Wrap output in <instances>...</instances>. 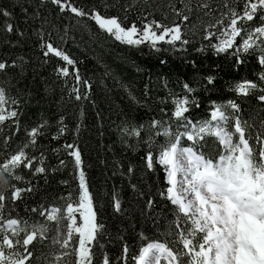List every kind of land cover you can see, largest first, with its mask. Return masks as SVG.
Segmentation results:
<instances>
[{
    "label": "trees",
    "instance_id": "obj_1",
    "mask_svg": "<svg viewBox=\"0 0 264 264\" xmlns=\"http://www.w3.org/2000/svg\"><path fill=\"white\" fill-rule=\"evenodd\" d=\"M70 2L86 10L94 7L109 16L127 15L128 24L133 21L140 24L145 18L167 25L181 23L182 39L189 43L176 41L171 45L161 41L156 49L147 42L128 45L101 30L88 17H78L69 10L61 12L51 0H44L42 5L39 0H0V7L12 13L9 17L0 16V62L6 64L0 70V87L17 101L14 108L19 111V124L8 123L4 132H0V136L13 133L8 144H0V159L27 142V132L32 127L48 122L44 134L37 137V146L28 150L37 161L43 154L42 164L34 161L32 169L20 168L18 174L23 179L13 181L33 191L24 192L18 200H7L4 218L49 226L48 238L35 242L33 249L41 260L42 253L61 251L51 243V237L58 235L54 231L56 222L48 221L40 212L63 207L69 194H76L80 169L69 154L71 150L64 147L75 144L81 152L86 182L94 194L98 222L104 225L95 264H102L105 255L111 264H136L147 243L171 242L177 238L170 228L175 219L174 206L159 195L167 187L166 172L158 163L154 170L146 166L149 133L145 129L140 136H130L124 133V128L147 126L153 120H163L165 124L174 121L173 100L185 93L187 83L196 89L188 96L199 103V107H192L187 114L190 119H210L213 101L235 99L240 104V117L253 126L255 133L264 122V102L256 98L264 84L247 97L231 88L244 78L255 81L264 71V65L258 62L259 49L244 52L241 47L218 52L210 46L222 39L220 33L226 25L211 28L215 33L212 37L208 36V26L216 24L225 10L226 0H208L214 12L208 16L194 12L187 23L172 12L170 0ZM200 2L191 0L193 7ZM229 2L238 10L243 7L240 0ZM171 4L182 8L183 0H171ZM25 7L28 12L22 10ZM34 12L38 14L33 15ZM8 23L13 25L11 33L6 31ZM235 42L242 44L240 37ZM46 43L59 46L76 63L67 65L54 53L45 56L47 49L41 45ZM64 67L69 70L67 76L60 72ZM77 71L83 82L75 79ZM209 76L215 77L212 84L208 83ZM73 89L83 98L77 100ZM61 126H66V131L57 137ZM172 127L176 125L173 123ZM165 140L162 134L154 137L155 154L158 155V145ZM220 147L214 137L208 136L202 151L206 156L218 158ZM40 166L46 168L44 173L35 172V167ZM114 193H119L120 212L113 207ZM6 195L10 196L11 190ZM149 200L154 201L152 207L147 205ZM60 227L63 233L65 226Z\"/></svg>",
    "mask_w": 264,
    "mask_h": 264
},
{
    "label": "snow or ice",
    "instance_id": "obj_2",
    "mask_svg": "<svg viewBox=\"0 0 264 264\" xmlns=\"http://www.w3.org/2000/svg\"><path fill=\"white\" fill-rule=\"evenodd\" d=\"M240 2L243 7L238 10L226 0L225 10L216 20V24H209V37L215 35L211 28L226 25L220 33V42L210 46L215 47L218 52H226L230 48L240 50L241 47L244 52H255L259 49L258 62L264 65V0ZM39 3L42 5L44 0H39ZM51 3L57 5L61 12L69 10L78 17H88L101 30L128 45L147 42L156 49L161 41L171 45L176 41L189 43L182 39L181 23L167 25L145 18L140 24L136 21L128 24L127 15L109 16L107 12L102 14L94 7L86 10L85 7L74 6L70 0H51ZM170 7L175 16L184 23L190 21L194 12H203L205 16L214 12L208 0H201L195 7L191 0H183L182 8L171 4L170 0ZM22 10L28 12L26 7ZM37 14L38 12L33 13ZM11 15L9 10L0 7V16ZM5 27L9 33L14 30L11 23ZM236 37L241 38L242 44L235 42ZM41 47L47 49L45 56L54 53L66 61L67 65L76 63L59 46L46 43ZM5 68L6 64L0 62V70ZM60 72L65 76L69 75L67 67L60 69ZM75 79L83 82L78 71ZM214 79L213 76L207 77L209 84ZM261 84H264V71L258 74L255 81L244 78L231 90L247 97ZM184 89L185 93L173 100L174 121L170 120L165 124L163 120H153L147 126L135 125L123 130L130 136H140L142 131L147 130L149 150L145 156L146 166L150 170H154L157 163L163 166L167 187L159 195L174 206L175 219L170 223V228L174 229L173 234L177 239L171 242L165 240L147 243L137 264H160L162 256L167 264H264V122L261 123L260 130L254 133L253 126L240 117V104L235 99L222 103L213 101L210 119H190L187 114L192 107H199V103L188 96V93H194L196 89L187 83L184 84ZM73 91L77 100L83 98L76 89ZM256 98L264 102V89H261ZM16 103L0 87V132H4L8 123L19 124V111L14 108ZM9 105L13 107L9 108ZM173 123L175 128L172 127ZM47 127V121L32 127L27 132V142L0 159V264H33V261L37 264H44L45 261L47 264H95L96 247L102 238L104 225L98 222L94 194L86 182L85 171L81 167V152L75 144L64 147L65 150H71L69 154L74 157L76 168L80 169L76 194H69L64 216L59 215L61 209L58 207H53L50 212H40L41 216H47L48 221L56 222L54 231L58 235L51 237V243L58 245L61 251L55 254L42 253L41 260L35 256L33 249L35 242L48 238L47 233L51 230L49 226L43 223L29 224L20 218H4L7 200H18L24 192L33 191L31 187L21 188L13 181L23 179L18 174L20 168L34 167L33 162L37 158L28 150L37 146V137L42 136ZM64 131L66 126L59 127L57 137ZM161 134L166 140L158 145L157 155L154 137ZM12 136V132L4 133L0 136V144H8ZM208 136L214 137L221 146L218 158L211 154L206 156L202 151ZM42 157L43 154L38 163L42 164ZM45 171L44 166L35 167L36 173ZM131 171L129 168V172ZM9 190L11 195L7 196L6 192ZM153 203L152 200L147 201L149 207ZM113 207L116 212L122 210L119 193L113 194ZM74 212H79L83 219L80 226H75ZM65 219L71 223L66 224V231L61 233L60 225ZM124 251H127V247ZM102 264H111L108 256L103 257Z\"/></svg>",
    "mask_w": 264,
    "mask_h": 264
},
{
    "label": "rangeland",
    "instance_id": "obj_3",
    "mask_svg": "<svg viewBox=\"0 0 264 264\" xmlns=\"http://www.w3.org/2000/svg\"><path fill=\"white\" fill-rule=\"evenodd\" d=\"M74 207H75V205H74ZM58 208L61 209L59 215L64 216L65 213H66V205L63 206V207H58ZM50 211H51V209H50L48 212H50ZM73 216H74L75 219H76V225H75V226H80V225L83 223V219H82L80 213H79V212H74V213H73ZM68 223H71V221L65 219V220L62 222V224H61L60 226L63 227V226H65V225L68 224ZM64 228H65V227H64ZM65 231H66V228H65ZM65 231H63V232H65ZM74 235H77V236H78V234H74ZM145 247H146V246H145ZM69 248H71V245H70ZM141 251H142V250H141ZM137 262H138V258H137L136 264H137ZM160 264H167V260H166L163 256L160 258Z\"/></svg>",
    "mask_w": 264,
    "mask_h": 264
}]
</instances>
